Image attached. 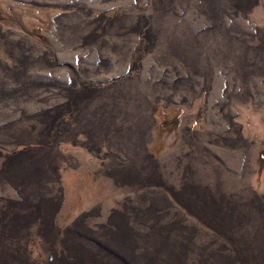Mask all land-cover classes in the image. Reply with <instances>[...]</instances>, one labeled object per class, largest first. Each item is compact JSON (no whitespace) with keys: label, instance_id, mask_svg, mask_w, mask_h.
<instances>
[{"label":"rangeland","instance_id":"rangeland-1","mask_svg":"<svg viewBox=\"0 0 264 264\" xmlns=\"http://www.w3.org/2000/svg\"><path fill=\"white\" fill-rule=\"evenodd\" d=\"M0 264H264V0H0Z\"/></svg>","mask_w":264,"mask_h":264}]
</instances>
